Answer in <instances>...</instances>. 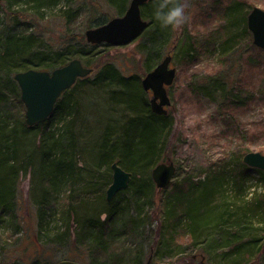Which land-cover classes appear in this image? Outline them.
Here are the masks:
<instances>
[{
    "label": "trees",
    "instance_id": "trees-1",
    "mask_svg": "<svg viewBox=\"0 0 264 264\" xmlns=\"http://www.w3.org/2000/svg\"><path fill=\"white\" fill-rule=\"evenodd\" d=\"M81 1L0 0V252L8 256L12 244L7 241L25 226L19 210V180L27 173L31 176L27 200L34 210V242L49 249H66V260L82 264H146L149 257L152 262L171 250L176 258L179 253L175 248L183 245L181 238L197 241L207 227L244 232L254 225V219L264 225V195H256L249 202L242 197L247 171L255 172L259 182H264V173L242 164V155L230 175L217 171L202 183L190 181L185 192L178 189L163 208L167 234L165 227L152 229L158 208L151 171L169 151L172 127L168 112L165 116L151 112L138 77L124 75L112 63L94 60V50L108 45H90L84 33L61 38L50 51L36 49L43 39L37 37L34 23L56 9L64 10L60 12L67 27L82 20L86 30L111 19L99 5ZM104 1L117 16H122L130 3ZM160 3L148 0L141 6L148 26L137 49L144 55L145 73L165 56L169 41L170 26L162 27L155 16ZM167 3L174 4L172 0ZM245 28L244 24V33ZM226 39L220 54L228 52L231 39ZM74 58L91 69V74L78 79L59 97L44 123L28 127L13 75L28 69L51 72ZM221 80H205L207 84L198 92L204 90L214 97L215 91L224 89ZM219 95L237 106L244 104L240 97L226 96L224 91ZM92 97L96 102L86 101ZM82 101L86 105H81ZM114 162L130 173L131 180L127 189L107 202L105 192L111 182L106 176ZM149 232L154 236L152 242L146 236ZM236 234L225 236L219 231L215 240H222L227 248L223 257L231 264H240L242 255L252 259L254 248L262 244L261 238L251 237L246 245L229 246L236 241ZM247 248L249 254L244 251ZM201 253L208 258V249ZM199 260L193 254L180 264H199Z\"/></svg>",
    "mask_w": 264,
    "mask_h": 264
},
{
    "label": "rangeland",
    "instance_id": "rangeland-1",
    "mask_svg": "<svg viewBox=\"0 0 264 264\" xmlns=\"http://www.w3.org/2000/svg\"><path fill=\"white\" fill-rule=\"evenodd\" d=\"M90 1L99 5L106 17H117L115 10L108 7L104 0H82L81 4ZM185 2L188 20L178 27L170 26L169 41L164 52L165 56L172 57L170 68L176 70V76L167 90L171 102L166 108L172 127L171 141L169 151L161 162L170 159L175 166V173L166 189L161 192L156 190L158 212L153 219L152 229L158 231L161 228L164 230L165 227V235L169 225L164 218L163 208L172 195L178 194L182 189L185 192L190 181L202 183L207 176L216 174L217 171L230 175L236 162L240 160L239 157L246 153L258 152L264 155V51L253 44L252 35L246 25L247 15L253 7L264 11V0ZM172 3H175V0H172ZM234 4L238 6H233ZM2 9L0 7L1 15ZM60 11L64 10L56 9L45 15L43 21L34 23L37 37L43 39L36 49L50 51L57 46L61 38L84 33L85 24L82 20L67 27ZM234 21L236 22L233 23ZM244 24L246 33L242 29ZM144 37L140 35L127 45L100 46L94 50L93 59L101 64L112 63L124 75L136 76L141 82L146 75V69L144 55L137 48L144 42ZM228 37V41L231 39L227 45L230 46L228 52L225 55L220 54V46L225 45ZM217 77L220 80L223 78L221 83L225 85L223 91L226 96L240 97L243 106L232 103L230 98H221L219 94L223 91H215L214 97H210L204 90L198 92L199 87H203L207 82L205 80ZM144 95L148 101L151 93L144 92ZM90 100L91 103L96 102L94 97L86 99L89 102ZM81 105H86V102L82 101ZM86 115L89 119L92 118L88 109ZM30 177L27 173L19 180V210L24 215L25 226L17 236L7 241L12 244V248L8 256L0 252V264H29L33 259H46L55 263L67 259L66 249H49L34 242L31 232L35 216L27 200ZM106 178H110L111 182V170ZM242 190L244 201L249 202L256 195H264V182H259L258 175L248 170ZM229 195L233 196L232 190ZM28 214L30 216H27ZM254 220V225L244 232L235 228L223 227L215 230L207 227L197 241L191 242L184 236L181 238L183 245L175 248L176 253H179L176 254L178 257L173 258L171 250L169 253L159 254L151 264H180L183 258L193 254L199 257L203 249L209 250L208 258L204 257L207 263L231 264V260L223 257L227 248L223 246L222 240L215 242L219 238V231L225 236H228V233H239L236 234V241L228 244L232 247L238 244L246 245L251 237L261 238L262 244L254 248L252 259L247 260L242 255L240 264H264V225L259 219ZM146 236L148 242H152V232ZM171 243L168 242L169 245ZM177 243L180 244V241L177 240ZM244 251L246 254L250 253L248 248Z\"/></svg>",
    "mask_w": 264,
    "mask_h": 264
},
{
    "label": "water",
    "instance_id": "water-1",
    "mask_svg": "<svg viewBox=\"0 0 264 264\" xmlns=\"http://www.w3.org/2000/svg\"><path fill=\"white\" fill-rule=\"evenodd\" d=\"M148 0H130L122 16L111 18L105 24L86 29L84 39L90 45L105 44L122 46L137 39L147 28L148 22L141 16V6ZM166 2L167 0H161ZM246 25L252 35L253 44L264 51V11L253 7L247 15ZM172 57L166 55L141 80V88L145 93H151L149 107L156 115L167 114L166 108L171 105L167 88L175 79L176 70L170 68ZM92 70L83 66L77 58L51 72L38 69H28L13 75V80L19 88V98L24 106V121L28 127L44 123L53 113L59 97L69 90L78 79L91 74ZM242 164L264 173V155L249 152L242 156ZM111 183L106 189L105 199L110 202L115 195L127 189L131 175L124 171L116 162L110 165ZM175 173V166L170 159L156 165L151 171V179L157 192L166 189ZM199 264H209L203 255L199 256ZM151 257L146 264H150ZM29 264H82L71 260H61L52 263L47 260L33 259Z\"/></svg>",
    "mask_w": 264,
    "mask_h": 264
},
{
    "label": "clouds",
    "instance_id": "clouds-1",
    "mask_svg": "<svg viewBox=\"0 0 264 264\" xmlns=\"http://www.w3.org/2000/svg\"><path fill=\"white\" fill-rule=\"evenodd\" d=\"M187 4L185 0H175L172 6L167 2H162L158 5L155 16L160 21L162 27L180 26L187 22L188 16L185 12Z\"/></svg>",
    "mask_w": 264,
    "mask_h": 264
}]
</instances>
